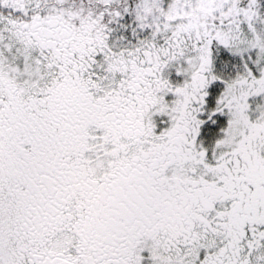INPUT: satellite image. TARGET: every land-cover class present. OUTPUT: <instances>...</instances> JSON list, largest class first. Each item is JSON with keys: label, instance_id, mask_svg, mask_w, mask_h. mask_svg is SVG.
Wrapping results in <instances>:
<instances>
[{"label": "snow or ice", "instance_id": "6c2138e0", "mask_svg": "<svg viewBox=\"0 0 264 264\" xmlns=\"http://www.w3.org/2000/svg\"><path fill=\"white\" fill-rule=\"evenodd\" d=\"M0 264H264V0H0Z\"/></svg>", "mask_w": 264, "mask_h": 264}]
</instances>
